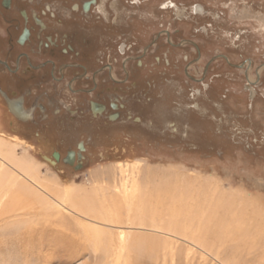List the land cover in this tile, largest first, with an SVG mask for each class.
I'll list each match as a JSON object with an SVG mask.
<instances>
[{"label":"rangeland","instance_id":"rangeland-1","mask_svg":"<svg viewBox=\"0 0 264 264\" xmlns=\"http://www.w3.org/2000/svg\"><path fill=\"white\" fill-rule=\"evenodd\" d=\"M86 2L94 14L118 20L119 32L112 28L116 44L135 39L138 55L153 47L142 69L147 84L129 94L131 119L125 114L104 130L105 117L101 122L76 110L60 115L64 127L54 133L53 147L41 142L55 114L47 122L41 114L21 129L24 123L9 116L0 97V144L30 163L38 175L32 178L42 184L29 197L19 186L29 185L23 170L11 169L4 187L0 180V264H49L46 253L56 247L49 240L57 237L49 229L41 236L38 229L61 217L75 229L71 235L79 245L56 253L52 264H104L105 255L97 257L74 220L53 211L44 186L89 195L97 204L119 195L125 180L135 200L153 192L142 203L156 216L152 234L162 237L152 241L177 242L183 264H219L230 249L244 259H264V0H41L39 9L48 4L71 14ZM193 45L201 48L200 57ZM80 142L83 151L71 158ZM6 156L0 151V160ZM89 196L77 209L91 203ZM120 200L113 201L126 214ZM141 206L135 202L130 210ZM219 226L221 251L196 245L214 240L209 237ZM168 227L187 233L190 243L156 230Z\"/></svg>","mask_w":264,"mask_h":264},{"label":"flooded vegetation","instance_id":"flooded-vegetation-1","mask_svg":"<svg viewBox=\"0 0 264 264\" xmlns=\"http://www.w3.org/2000/svg\"><path fill=\"white\" fill-rule=\"evenodd\" d=\"M39 1L0 0V97L9 116L24 123L17 124L22 129L41 114L43 122L55 114L56 119L45 126L41 142L51 147L56 142L54 133L64 127L60 115L70 111H87L98 121L105 120L101 129L107 123H119L125 114L131 119L129 94L140 92L147 84L142 69L153 47L138 55L135 39L124 42L121 38L116 44L112 30L119 29L120 23L108 13L94 14L92 2L76 5L77 12L70 14L48 4L40 10ZM164 35L173 45L171 34ZM193 46L200 57L201 48ZM92 122L89 124L94 125ZM80 144L71 158L77 159L83 151ZM82 144L86 150V143Z\"/></svg>","mask_w":264,"mask_h":264},{"label":"bare ground","instance_id":"bare-ground-1","mask_svg":"<svg viewBox=\"0 0 264 264\" xmlns=\"http://www.w3.org/2000/svg\"><path fill=\"white\" fill-rule=\"evenodd\" d=\"M200 10H202L201 7L196 8L197 13L200 12ZM0 151L7 155L6 159L0 160V180L3 181L1 186L5 185L6 180L9 179L10 172L12 171L11 169H15L17 171L23 170L24 173H26L25 175L29 185L27 186L25 184H19L24 195L31 197L33 196L34 191L37 192L36 190L42 188V184L38 183L40 179L36 181L34 178H32V176L36 177L38 175H36V173H32L30 163L17 161L18 158L16 160L15 154L12 153L14 151L5 152L4 147H2L1 144ZM48 162L54 165L52 161L48 160ZM14 163H16L18 168L16 165H14ZM28 172H30L31 175H28ZM128 185L129 182L125 180L123 188L121 189L120 193H118L119 195L111 194L109 199L104 198L105 201L102 199L103 202H97V204L95 203V200L89 195H87L85 198H81L82 195L80 194L75 196L73 193V196L68 192H50V188H46L48 186H44V191H46L44 194L53 202L54 206L52 208L55 213H58V210H64L69 215V217L74 220L75 224L81 228L82 231L80 232L85 234L88 244L91 241L90 245L92 246L94 253L97 254V257L99 258L100 252L102 253L101 256L105 255L104 259L106 262L104 264H183V257L179 252V249L175 246L178 244L177 242H174L173 240H166L163 242L152 241L154 238L162 237L152 234L151 231L155 230L157 227L155 225L156 216L152 213L150 214V212L146 213L142 203L145 202V199L148 200V197H151L153 192L151 194L148 193L150 196L148 195L147 197L142 194L144 198L139 196L138 199L135 200V193L129 190ZM88 196V199L91 198V203H85L81 209H77V207L82 204V201L80 200L84 201ZM119 196L121 197V200L119 199ZM112 199H117V201L120 200L121 204L127 209L124 210L126 214L121 213V210H119L117 207L118 204H116V201H113ZM75 200L76 204L71 206L70 201ZM135 202L139 205H142L141 209H135H138L136 212L134 210H130L132 209V205ZM227 205L230 206L229 204ZM223 209V206H221L220 210ZM57 221L58 222L54 223L44 222L42 224L44 226L38 229V232L41 233V236L44 235L49 229V231L53 232L49 234H52V236L55 238L57 237L56 239L49 240L51 241L49 244L56 246L53 247L49 254L46 253L45 258L49 264L53 263L54 257L60 256L56 253H61L62 251H66V253H68L70 252L69 249L71 248V244H74L75 247L79 245V241L76 242L74 237L71 235L72 233H75L73 232L75 229L73 230L71 227H69V224H67L68 221L63 217L58 218ZM217 228H219V230L213 231L214 235L209 237L214 240H205L203 242H198L196 245H200L208 252L216 249L221 251V243L219 242H221L220 238H222V235L220 226ZM156 230H164L172 237V239H176V236H178L177 238L181 237V239H185V241L189 242L186 239L187 233L181 235L180 232L171 229V227L166 229L157 228ZM142 231H145L146 234H137V232ZM261 240L263 243L264 238L260 239V241ZM191 244L195 243L192 242ZM74 246L72 247V250L74 249ZM151 252H155V255H152ZM165 252L170 253V256L165 255L166 257H163L162 254ZM225 255L226 256H223L219 259V264H257L261 261H264V259H244L240 257L241 254H236L233 249H230V251L226 252ZM235 257H239L238 261Z\"/></svg>","mask_w":264,"mask_h":264},{"label":"water","instance_id":"water-1","mask_svg":"<svg viewBox=\"0 0 264 264\" xmlns=\"http://www.w3.org/2000/svg\"><path fill=\"white\" fill-rule=\"evenodd\" d=\"M55 156H56V157H58V155H57V154H56Z\"/></svg>","mask_w":264,"mask_h":264}]
</instances>
